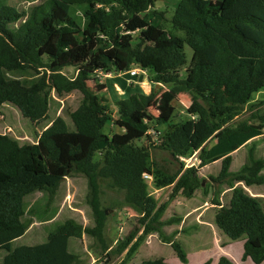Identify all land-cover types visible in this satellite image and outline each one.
Returning <instances> with one entry per match:
<instances>
[{"label": "trees", "instance_id": "trees-1", "mask_svg": "<svg viewBox=\"0 0 264 264\" xmlns=\"http://www.w3.org/2000/svg\"><path fill=\"white\" fill-rule=\"evenodd\" d=\"M10 1L0 0V117L2 107L10 104L40 124L49 119L53 93L58 98L79 93L82 99L70 113L72 128L60 116L34 144L0 134V250L6 251L1 264H79L80 256L70 251L72 239L86 234L103 242L109 210L97 199L100 179L123 192L126 206L140 217L141 228L118 246L120 254L127 250L122 264L158 230L165 213L150 194L145 175L158 189L172 187L173 196L192 198L203 187L200 169L222 161L217 181L248 188L264 184V159L230 171L233 154L264 135L259 113L239 119L264 90V0H180L171 20L173 31L152 10L155 0H22L30 4L26 10ZM77 8L83 9L82 23ZM186 46L193 50L190 65ZM135 66L151 71L153 84L191 99L189 119L170 127L158 144H136L142 136L150 139L151 127L166 123L149 111L158 91L133 93L117 102L121 118L136 135L118 142L104 132L111 119L107 99L89 84L97 73L122 74ZM68 67L77 70L76 76L63 73ZM152 147L168 153L179 168L170 173L155 163ZM195 153L199 166L180 163ZM75 175L86 176L94 192L96 225L68 220L45 242L13 248L34 223L27 218L34 208L28 197L41 193L53 199L62 182ZM232 188L230 204H217L215 224L231 241H244V261L263 264L264 207L243 187ZM173 248L188 263L181 245L173 243ZM136 264L170 263L158 258ZM218 264L233 262L222 256Z\"/></svg>", "mask_w": 264, "mask_h": 264}, {"label": "rangeland", "instance_id": "rangeland-1", "mask_svg": "<svg viewBox=\"0 0 264 264\" xmlns=\"http://www.w3.org/2000/svg\"><path fill=\"white\" fill-rule=\"evenodd\" d=\"M43 1L39 0V3ZM10 4L19 10H26L30 6L22 0H11ZM179 4L180 0H155L152 10L160 13L158 17L162 19L163 26L168 31H173L171 20ZM82 15L83 9L77 8L76 17L80 23H82ZM176 33L184 36L182 32ZM185 52L187 65H190L193 50L186 46ZM63 73L74 77L77 70L68 67L63 70ZM151 76V71H146L145 74L137 77H132L128 72L122 74L97 73L89 82L91 88L107 99L111 119L106 124L104 132L114 141L127 142L136 137L121 118L117 107L118 101L129 98L133 93L150 94L153 90L158 91L159 97L150 106L149 111L155 116L163 117L166 122L151 127V131L148 132L150 139L147 136L140 137L136 140L138 146L150 144V140L151 145L152 142L158 144L170 127L178 121L185 122L189 119L186 107L191 104L190 97L186 94L173 95L168 88L150 82ZM81 99L82 96L79 93L69 94L64 98H58L53 93L49 119L40 124L24 118L15 106L6 104L1 111L0 134L9 135L24 145L36 143L40 134L60 116L72 128L70 113L79 107ZM263 102L264 90L254 96L252 104L244 110L239 119H247L254 113H259L264 117ZM213 144L214 141H211L207 148ZM152 148L155 163L165 166L170 173L179 168L180 164L173 161L168 153L154 149L155 147ZM198 157L199 153H195L187 158H181L180 163L182 162L186 168L199 166ZM253 159H264V135L252 140L233 154L230 171L232 173L240 171L244 166L250 165ZM97 160H99V155L95 157V161ZM221 170L222 161L200 169L203 187L198 189L192 198H187L182 194L173 196L172 187L158 189L152 180H147L150 194L156 198L160 207L165 208V213L160 220L158 230L146 237L128 264L158 258L170 264H204L208 260H212V264H218L222 256L228 257L233 264H254L251 260H243V240L233 242L217 228L215 215L220 209L217 204L222 206L230 204L234 189L232 186L243 187L250 195L258 197L264 207V184L248 188L243 183H231L230 180L217 181ZM93 195L94 192L89 187L87 177L75 175L62 182L53 199L41 193L32 198L28 197L29 206L34 205V208L27 218L34 223L23 237L13 243V248L34 246L45 242L50 232L68 220L93 228L96 225L92 205L95 199ZM96 195L101 207L109 210L103 242L85 234L82 239H72L70 251L80 256L79 264H122L127 250L120 254L118 246L120 242L127 239L131 232L141 228L139 214L126 206L124 193L112 189L107 181L101 179L98 181ZM40 220L43 221L40 222ZM143 232L144 229H140L138 236H141ZM173 243L181 245L188 256V263L180 261L173 248ZM108 254L111 256L108 257ZM5 255L6 251L0 250V264Z\"/></svg>", "mask_w": 264, "mask_h": 264}, {"label": "built area", "instance_id": "built-area-1", "mask_svg": "<svg viewBox=\"0 0 264 264\" xmlns=\"http://www.w3.org/2000/svg\"><path fill=\"white\" fill-rule=\"evenodd\" d=\"M146 70H143L139 67H135L133 68L131 71H129L128 73L132 76V77H137L139 76L140 74H145ZM145 178L146 180H152L153 181V178L149 175H145Z\"/></svg>", "mask_w": 264, "mask_h": 264}, {"label": "crops", "instance_id": "crops-1", "mask_svg": "<svg viewBox=\"0 0 264 264\" xmlns=\"http://www.w3.org/2000/svg\"><path fill=\"white\" fill-rule=\"evenodd\" d=\"M117 88H119V87H117ZM166 88V87H165ZM120 89V88H119ZM167 89V88H166ZM180 96V95H179ZM186 108H188V106L186 107ZM249 261H250V259H249Z\"/></svg>", "mask_w": 264, "mask_h": 264}]
</instances>
